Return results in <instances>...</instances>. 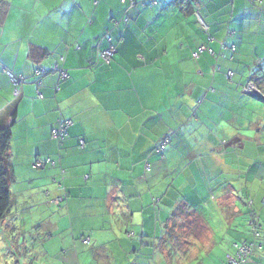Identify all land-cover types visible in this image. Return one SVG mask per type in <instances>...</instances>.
Instances as JSON below:
<instances>
[{"label": "crops", "instance_id": "crops-1", "mask_svg": "<svg viewBox=\"0 0 264 264\" xmlns=\"http://www.w3.org/2000/svg\"><path fill=\"white\" fill-rule=\"evenodd\" d=\"M154 1L0 0V126H11L14 171L0 236L22 216L39 222L52 264H226L255 239V212L263 234L249 264H264V8ZM34 46L48 51L41 62ZM55 66L68 78L37 85L36 69ZM12 75L25 78L19 97ZM250 82L261 98L244 92ZM61 120L73 122L63 145L52 137ZM173 223L197 240L189 259L171 244Z\"/></svg>", "mask_w": 264, "mask_h": 264}, {"label": "trees", "instance_id": "trees-1", "mask_svg": "<svg viewBox=\"0 0 264 264\" xmlns=\"http://www.w3.org/2000/svg\"><path fill=\"white\" fill-rule=\"evenodd\" d=\"M151 3V2H150ZM158 4V2H157ZM205 47V46H204ZM48 56V51L42 48H38V47H32L30 49L29 52V58L33 61V62H41L42 59H44L45 57ZM111 61V60H110ZM52 70L47 71V75H49L51 73ZM54 74V73H51ZM60 76V74H59ZM61 80H66V79H62ZM13 124L15 123V116H14V120L12 122ZM11 141H12V133H11V126H0V222L2 220H4L6 218V216L8 215V213L10 212V209L12 207V198H11V193L9 190V185L10 183L14 180V171H13V166L11 164L10 161V148H11ZM262 205L263 204V200H262ZM175 213V212H174ZM181 215H186L187 218L190 217L191 215L194 216L193 213H189L188 211H186L185 209H180L178 208V211L176 212V216L181 219ZM253 224H258V226H261V230H260V235L259 236H254L255 237V242L252 243H247V244H241V245H236V251H237V247L243 246V245H254L255 246V250L258 247L257 245V241L260 239V236L263 234L262 233V224L260 221V217L258 216V214H255L254 212V219L251 220ZM251 225V224H250ZM178 226V224L173 223L172 227H171V232L176 235V237H171V241L173 244V247H178V251H186L188 253V259L192 256L191 252L193 251L194 247L190 246L193 245L192 243H196L197 240L193 239V240H189V242H185L184 240V235H179L181 233H179V228H176ZM199 230L203 229V224H199L198 225ZM252 228V226H251ZM253 233V232H252ZM254 235V234H253ZM163 241H165L163 239ZM194 243V244H195ZM236 254V253H235ZM255 255V251L253 256L250 258V261L247 263L249 264L252 259L254 258ZM173 258L175 257V255L172 256ZM191 261V260H190ZM201 264V263H200ZM226 264H227V260H226Z\"/></svg>", "mask_w": 264, "mask_h": 264}, {"label": "built area", "instance_id": "built-area-1", "mask_svg": "<svg viewBox=\"0 0 264 264\" xmlns=\"http://www.w3.org/2000/svg\"><path fill=\"white\" fill-rule=\"evenodd\" d=\"M122 3H128L130 4V6H135L137 5L138 3V0H121ZM261 0H256V3H260ZM152 4L156 5L157 2L153 0ZM198 18H199V21L200 23L206 27V24L202 21L200 15L198 14ZM206 48L204 46H201L199 49H198V52L197 54L199 55V53L205 51ZM115 54V49L112 48L110 50H107V51H100L98 53V58L99 59H103L104 62H110V60L112 59V57L114 56ZM196 54V56H197ZM219 71V68L218 67H215L214 69V72H218ZM51 73H58L60 74V78L62 79H67L68 78V73L66 72V70H63L61 68H59L58 66H55L53 68V70L51 71ZM47 74V71L42 69V68H38L36 69L35 71V75L38 77V81H37V85H41L42 84V78ZM226 78L232 82L233 78H234V74L232 72H228L226 74ZM11 80H12V83L15 87V93L14 95L16 97H19L21 92H20V87L25 83V78L22 76V75H12L11 76ZM251 84L252 88L256 89L255 91L251 90L249 88V85ZM244 92L247 93V94H256L257 93V88L256 86L253 84V83H248L245 88H244ZM38 95L42 97V95L40 94V92H38ZM73 125V122L70 121V120H61L59 121L58 123V126L53 130L52 132V137L54 140L58 141L60 145H63L66 141V139L68 138L69 136V129L70 127ZM169 143V139L166 138L162 141V143L159 145L158 147V152L161 153L164 151L166 145ZM80 145L82 147H84V141L81 140L80 141ZM41 166V163L40 162H37L35 164V167H40ZM147 170L150 171V165H147ZM263 204H264V199H263ZM251 226H252V232L254 234V236H259L260 235V230H261V226L258 224H253L251 223ZM91 242L90 238H84L83 239V243L84 244H87L89 245ZM254 251H255V246L254 245H251V246H248V245H243V246H240V247H237V251H236V254L234 255H230L228 254L226 256V260H227V264H247L249 261H250V258L253 256L254 254Z\"/></svg>", "mask_w": 264, "mask_h": 264}, {"label": "rangeland", "instance_id": "rangeland-1", "mask_svg": "<svg viewBox=\"0 0 264 264\" xmlns=\"http://www.w3.org/2000/svg\"><path fill=\"white\" fill-rule=\"evenodd\" d=\"M199 193L205 196V192ZM193 198L199 199V195L193 194ZM11 223L1 225L4 235L0 236V264H52L51 258L42 252L40 243L45 236L39 232V222L24 223L23 217L17 216ZM254 242L253 239L251 243Z\"/></svg>", "mask_w": 264, "mask_h": 264}, {"label": "snow or ice", "instance_id": "snow-or-ice-1", "mask_svg": "<svg viewBox=\"0 0 264 264\" xmlns=\"http://www.w3.org/2000/svg\"><path fill=\"white\" fill-rule=\"evenodd\" d=\"M256 0H253V4H255ZM261 8H264V0H261ZM249 88L253 91H255L256 89L252 88L251 84L249 85ZM255 171V170H253ZM260 175H261V178H264V168H261L260 170Z\"/></svg>", "mask_w": 264, "mask_h": 264}, {"label": "water", "instance_id": "water-1", "mask_svg": "<svg viewBox=\"0 0 264 264\" xmlns=\"http://www.w3.org/2000/svg\"><path fill=\"white\" fill-rule=\"evenodd\" d=\"M259 93V92H258ZM256 94V95H254V97H258V98H261V95L260 94Z\"/></svg>", "mask_w": 264, "mask_h": 264}, {"label": "clouds", "instance_id": "clouds-1", "mask_svg": "<svg viewBox=\"0 0 264 264\" xmlns=\"http://www.w3.org/2000/svg\"><path fill=\"white\" fill-rule=\"evenodd\" d=\"M232 73H233V72H232ZM233 80H234V78H233ZM250 83H253V82H250ZM247 84H248V83H247ZM247 84H246V85H247ZM253 84H254V83H253ZM254 85H255V84H254ZM255 86H256V85H255ZM256 88H257V86H256ZM257 93H258V90H257ZM257 93H256V94H257ZM256 94H254V95H256Z\"/></svg>", "mask_w": 264, "mask_h": 264}]
</instances>
